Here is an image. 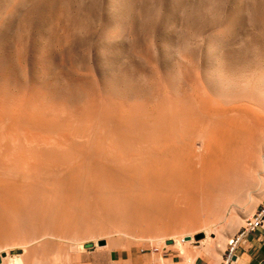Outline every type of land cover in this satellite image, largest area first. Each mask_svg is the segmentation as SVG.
<instances>
[{
	"label": "rangeland",
	"instance_id": "obj_1",
	"mask_svg": "<svg viewBox=\"0 0 264 264\" xmlns=\"http://www.w3.org/2000/svg\"><path fill=\"white\" fill-rule=\"evenodd\" d=\"M207 103L248 105L264 117V0H0V203L20 200L2 185L23 182L26 165L51 174L50 187L29 188L23 200L44 208L42 191L52 186L78 191L79 179L97 187L90 176L101 155L118 164L114 169L132 164L130 157L151 164L164 139L172 144L179 137L204 151L195 114L207 115ZM181 111L184 121L166 132L158 126L160 115ZM128 119L137 132L118 126ZM262 137L247 170L251 184L209 227L213 232L195 231L189 244L182 243L186 231L99 234L98 217L89 216L75 230L52 231L56 220L27 209L0 217V264L18 257L21 264H110L170 244L218 256L264 198V130Z\"/></svg>",
	"mask_w": 264,
	"mask_h": 264
},
{
	"label": "bare ground",
	"instance_id": "obj_2",
	"mask_svg": "<svg viewBox=\"0 0 264 264\" xmlns=\"http://www.w3.org/2000/svg\"><path fill=\"white\" fill-rule=\"evenodd\" d=\"M248 107L247 105L245 109L213 108L207 103L206 117L201 114L205 118L195 114L197 116L195 130L201 133V136L196 140L202 139V141H198V144L203 143L201 149L204 151L195 150L194 147L197 146L193 147L195 150L193 151L192 146L183 143L179 137L178 143L172 142V144L164 139V150L158 149V151L152 152L154 160L151 164H144L139 160L140 163L138 161L137 163L134 162V158L130 157L128 161L134 160L130 164L131 167L123 165L120 169H114L110 165L115 166L117 163L113 164L114 160L112 159L109 165L110 161L106 159V155H101L98 165H94L95 168L91 170L94 175L90 176V179L98 181L97 187L90 186V181L80 182L78 179V191L76 188L72 189L73 191L68 190L67 184L64 189L60 188V185V187L55 186V189L51 185L52 188L47 189L46 187L52 181L49 177L51 174L46 171L36 172L39 170L38 168L46 170L44 167H41L40 164H32L29 167L26 165V168L23 166L24 175L26 173V178L23 177L24 181L22 179L23 182L2 185L7 186L10 197L15 195L20 200H7L5 203H0V217L4 213L18 216L27 209L36 214L41 212L48 219L56 220L59 224L56 229L51 228L52 231L75 230L76 225H86L91 220L87 219L88 216L98 217L99 234L118 230L129 232V234L155 237L186 231L190 232V235H185L182 243L189 244L191 242L186 241V238L193 239L191 233L201 229L207 233L213 232L209 227L225 217L224 214L232 206L233 201L252 182V177L247 174V170L254 167L256 151L263 135L264 117H259ZM160 116L162 119H159L157 124L163 126L165 132L168 131V125H172L176 121H184L182 116L186 117L183 111L178 112L177 115L171 114L169 117ZM135 124L136 122H131L128 119L121 121L118 126L134 132L137 128ZM183 127L185 130L188 126ZM191 129H187L189 133ZM181 133L187 135L184 131ZM204 134L206 137L203 136ZM183 137L189 139L188 136ZM146 157L144 155V158ZM117 159L119 158L117 157ZM31 162L33 160L30 161V164ZM77 162L82 161L78 160ZM121 163L123 164V161ZM77 167L76 170L79 173L81 169H77ZM73 168L72 171H74ZM56 177L52 178L60 179L62 183L67 180L64 176ZM75 178H73V182ZM1 180L3 181V178ZM43 184H48L45 187L47 190L42 191L46 197V205L44 208L28 207L23 202L30 195L28 189L36 188L37 190L43 187ZM61 185L63 186V184ZM94 200L98 201V216L92 215L96 213L91 205ZM236 202L237 200L234 203ZM55 207L56 212L54 211ZM21 263L22 260L19 257L14 259V264Z\"/></svg>",
	"mask_w": 264,
	"mask_h": 264
},
{
	"label": "crops",
	"instance_id": "obj_3",
	"mask_svg": "<svg viewBox=\"0 0 264 264\" xmlns=\"http://www.w3.org/2000/svg\"><path fill=\"white\" fill-rule=\"evenodd\" d=\"M175 247V244H170L161 250L132 255L126 260H114L110 264H222L225 253L213 256L200 247L189 245L183 253ZM232 264H264V227L251 233L240 245Z\"/></svg>",
	"mask_w": 264,
	"mask_h": 264
},
{
	"label": "built area",
	"instance_id": "obj_4",
	"mask_svg": "<svg viewBox=\"0 0 264 264\" xmlns=\"http://www.w3.org/2000/svg\"><path fill=\"white\" fill-rule=\"evenodd\" d=\"M264 227V198L262 199L259 207L254 215L246 221L244 227L239 233L234 236L224 253L222 264H232L233 258L236 256L240 245L246 241L247 237L258 229Z\"/></svg>",
	"mask_w": 264,
	"mask_h": 264
},
{
	"label": "water",
	"instance_id": "obj_5",
	"mask_svg": "<svg viewBox=\"0 0 264 264\" xmlns=\"http://www.w3.org/2000/svg\"><path fill=\"white\" fill-rule=\"evenodd\" d=\"M203 238V235H198L197 237H196V240H201ZM191 240V238L190 237H188V238H186V241H190ZM99 245L100 246H103L104 245V242H100L99 243ZM91 249H94V246H92V245H90L89 246Z\"/></svg>",
	"mask_w": 264,
	"mask_h": 264
}]
</instances>
